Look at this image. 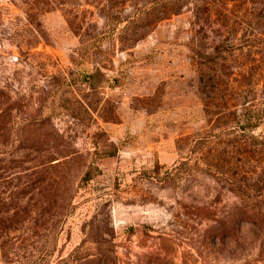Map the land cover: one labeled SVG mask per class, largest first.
Listing matches in <instances>:
<instances>
[{
	"label": "rangeland",
	"instance_id": "rangeland-1",
	"mask_svg": "<svg viewBox=\"0 0 264 264\" xmlns=\"http://www.w3.org/2000/svg\"><path fill=\"white\" fill-rule=\"evenodd\" d=\"M0 264H264V0H0Z\"/></svg>",
	"mask_w": 264,
	"mask_h": 264
}]
</instances>
